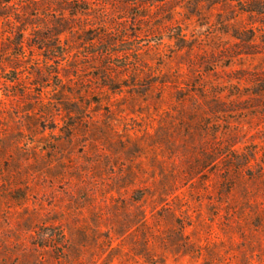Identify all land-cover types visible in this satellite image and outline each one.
<instances>
[{
  "label": "rangeland",
  "instance_id": "obj_1",
  "mask_svg": "<svg viewBox=\"0 0 264 264\" xmlns=\"http://www.w3.org/2000/svg\"><path fill=\"white\" fill-rule=\"evenodd\" d=\"M233 5L0 0V264H264V54Z\"/></svg>",
  "mask_w": 264,
  "mask_h": 264
},
{
  "label": "trees",
  "instance_id": "obj_2",
  "mask_svg": "<svg viewBox=\"0 0 264 264\" xmlns=\"http://www.w3.org/2000/svg\"><path fill=\"white\" fill-rule=\"evenodd\" d=\"M227 1L229 4L234 3V7H239L234 10V14H246L248 19L245 30L236 28L232 33L236 39L234 53L245 56L264 54V0ZM257 47H262V51L256 50Z\"/></svg>",
  "mask_w": 264,
  "mask_h": 264
}]
</instances>
